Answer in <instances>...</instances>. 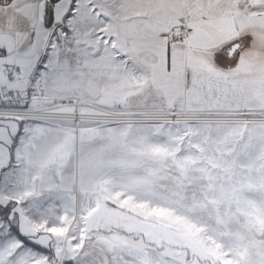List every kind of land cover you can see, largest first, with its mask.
Here are the masks:
<instances>
[{"label":"snow or ice","instance_id":"obj_1","mask_svg":"<svg viewBox=\"0 0 264 264\" xmlns=\"http://www.w3.org/2000/svg\"><path fill=\"white\" fill-rule=\"evenodd\" d=\"M97 108L158 111L157 128L264 158V0H0V264H95L91 213L72 228L61 190L37 182L78 142L118 137L121 122L87 119ZM178 226L183 264H234L201 223Z\"/></svg>","mask_w":264,"mask_h":264},{"label":"rangeland","instance_id":"obj_2","mask_svg":"<svg viewBox=\"0 0 264 264\" xmlns=\"http://www.w3.org/2000/svg\"><path fill=\"white\" fill-rule=\"evenodd\" d=\"M110 112L112 119L97 122H121L118 137H97L83 155L78 143L77 155L63 167L72 198L79 190L84 199L100 195L115 208L88 218L95 264H183L194 247L178 226L185 219L201 223L204 239L216 237L209 247L232 252L234 264H264V158L221 156L202 136L186 137L182 125L157 128L154 122L169 119L160 112ZM82 214H69L76 217L72 228ZM125 254L141 256L111 259Z\"/></svg>","mask_w":264,"mask_h":264},{"label":"crops","instance_id":"obj_3","mask_svg":"<svg viewBox=\"0 0 264 264\" xmlns=\"http://www.w3.org/2000/svg\"><path fill=\"white\" fill-rule=\"evenodd\" d=\"M148 112H158V111H148ZM79 143V142H78ZM77 143V144H78ZM78 146V145H77ZM64 167V166H63ZM58 168L56 165L49 163L47 165V167H45L43 169V171L40 173L41 179L38 180V185L43 186V187H48V186H54V187H58L61 192L58 194H62L65 196V198L68 200L71 209H73L74 211H70L69 214H82L84 212H90L91 215H100V214H108L111 210V208L113 207H109L110 203L107 202L105 199L103 201H101L100 195H95L92 196V199H84L83 196H81L82 194L79 192V190L75 193V195H73L72 198V193H69L70 188L67 187V183L66 186L65 183L63 182V175L65 174V168ZM63 169V170H62ZM67 173V171H66ZM64 183V185H63ZM84 199V201H83ZM48 202L49 203H55L57 205L56 208V212L60 213V208L59 205L61 203V201L59 200H53L51 197L48 198ZM108 205V206H107ZM85 209H87V211H85ZM112 211H115V208H113ZM131 244H129L128 246H130ZM112 256V255H111ZM115 256V255H114ZM141 255H137V256H131L129 254H125L122 256H117V257H112V261H120V259L122 258H126V257H131L132 259H140ZM124 258V259H125ZM135 261V260H134ZM137 262V261H136Z\"/></svg>","mask_w":264,"mask_h":264},{"label":"built area","instance_id":"obj_4","mask_svg":"<svg viewBox=\"0 0 264 264\" xmlns=\"http://www.w3.org/2000/svg\"><path fill=\"white\" fill-rule=\"evenodd\" d=\"M96 111L104 113L107 111L106 115H96V116H90L87 119L89 120H95V121H99V120H108V119H112V117L114 116V114L104 108H97Z\"/></svg>","mask_w":264,"mask_h":264}]
</instances>
